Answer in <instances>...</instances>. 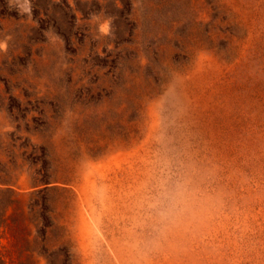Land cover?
Here are the masks:
<instances>
[{
  "label": "rangeland",
  "instance_id": "rangeland-1",
  "mask_svg": "<svg viewBox=\"0 0 264 264\" xmlns=\"http://www.w3.org/2000/svg\"><path fill=\"white\" fill-rule=\"evenodd\" d=\"M0 43V264H264V0H0Z\"/></svg>",
  "mask_w": 264,
  "mask_h": 264
},
{
  "label": "trees",
  "instance_id": "trees-1",
  "mask_svg": "<svg viewBox=\"0 0 264 264\" xmlns=\"http://www.w3.org/2000/svg\"><path fill=\"white\" fill-rule=\"evenodd\" d=\"M130 5H131V2H130ZM256 48H257V44L254 43L252 46H250L249 50L251 51H256ZM259 57L261 58V56L259 55ZM261 62V66H262V62L264 63V55H262V60H260ZM263 71H264V67H262Z\"/></svg>",
  "mask_w": 264,
  "mask_h": 264
},
{
  "label": "clouds",
  "instance_id": "clouds-1",
  "mask_svg": "<svg viewBox=\"0 0 264 264\" xmlns=\"http://www.w3.org/2000/svg\"><path fill=\"white\" fill-rule=\"evenodd\" d=\"M101 30H102L103 32L107 33V31H108V26H107V25H104V26L102 27ZM5 47H6L5 44L0 43V49H3V48H5Z\"/></svg>",
  "mask_w": 264,
  "mask_h": 264
}]
</instances>
